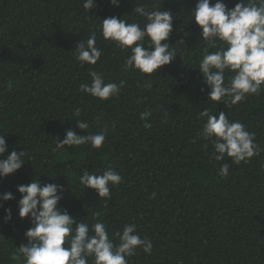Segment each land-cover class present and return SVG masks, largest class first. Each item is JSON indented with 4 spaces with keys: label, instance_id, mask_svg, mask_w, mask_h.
<instances>
[{
    "label": "trees",
    "instance_id": "1",
    "mask_svg": "<svg viewBox=\"0 0 264 264\" xmlns=\"http://www.w3.org/2000/svg\"><path fill=\"white\" fill-rule=\"evenodd\" d=\"M0 264H264V0H0Z\"/></svg>",
    "mask_w": 264,
    "mask_h": 264
}]
</instances>
